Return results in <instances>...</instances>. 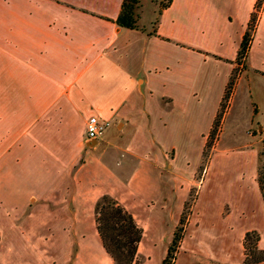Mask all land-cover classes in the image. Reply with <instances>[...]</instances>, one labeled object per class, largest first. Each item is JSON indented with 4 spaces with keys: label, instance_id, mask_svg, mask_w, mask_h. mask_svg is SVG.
Returning <instances> with one entry per match:
<instances>
[{
    "label": "crops",
    "instance_id": "0c3cea01",
    "mask_svg": "<svg viewBox=\"0 0 264 264\" xmlns=\"http://www.w3.org/2000/svg\"><path fill=\"white\" fill-rule=\"evenodd\" d=\"M123 1L0 0V264H114L104 194L143 228L135 264H163L236 68L224 127L241 88L260 108L264 3L238 64L258 0H172L156 32L155 4L120 26ZM92 115L110 122L99 139ZM254 142L213 147L175 264H232L253 229L264 249Z\"/></svg>",
    "mask_w": 264,
    "mask_h": 264
},
{
    "label": "trees",
    "instance_id": "16d2710c",
    "mask_svg": "<svg viewBox=\"0 0 264 264\" xmlns=\"http://www.w3.org/2000/svg\"><path fill=\"white\" fill-rule=\"evenodd\" d=\"M172 0H167L161 4L159 9L160 15L163 9L169 7ZM264 0H258L255 10L251 14L250 21L244 33L240 49L238 52L237 62L241 64L248 55L251 44L254 39V33L259 20V14L263 6ZM140 4V0H124L121 6V11L117 18V23L126 28H141L138 24L140 16L136 12ZM159 16L155 20L154 31L156 32ZM238 68L235 69L227 86L221 109L214 121L213 128L209 134L205 149L204 158L208 160L209 154L218 137V128L220 120L224 116V110L227 107V101L231 98L237 81ZM208 162V161H207ZM205 169V164L202 165ZM263 192L264 185L261 183ZM193 189L188 200L185 202L184 210L177 228L173 234V239L170 243L168 253L163 260V264H175L177 253L184 236L185 226L191 215V208L196 200L192 195ZM264 197V192H263ZM96 223L99 235L102 239L105 250L113 258L114 264H135L138 261V247L143 237V228L139 225L134 215L115 197L104 194L102 195L95 207ZM1 239V233H0ZM261 235L258 230L253 229L246 232L244 236V261L242 264H264V249L260 246Z\"/></svg>",
    "mask_w": 264,
    "mask_h": 264
},
{
    "label": "rangeland",
    "instance_id": "374dc122",
    "mask_svg": "<svg viewBox=\"0 0 264 264\" xmlns=\"http://www.w3.org/2000/svg\"><path fill=\"white\" fill-rule=\"evenodd\" d=\"M166 2L167 0H140V4L138 8L136 9V12L141 17L143 12L148 13L150 8L155 4L156 5L155 18L152 22L153 23L152 28H154L155 27L154 22L159 16L158 14H159V9L161 7V4H164ZM138 24L141 25L140 22H138ZM240 68L241 67L238 68V73L236 74L237 77L239 76ZM253 98L259 104L261 108V115L259 117L257 116L260 108L253 100L250 101V97L248 96L247 90H245L244 88H241L239 91L237 100H236V104L233 108V114H232L233 116L229 118V120L227 121L228 123L225 124V127L223 125L224 116L220 120V125L218 128V137L213 147H215V145L217 146L219 142L221 143L222 146L223 145L236 146L238 144L242 145V143H248V141L254 140L255 141L254 145L258 148V152H259L257 173H258V181L261 186V183L264 185V127H262L261 129L259 128L258 120H260L262 123L264 121V79H259L257 77L255 78L254 83H253ZM230 101H231V98L226 102L227 107L224 110V113H226L227 108L230 104ZM221 134H222V137H221ZM212 151H213V148L211 152ZM211 152L209 154L208 160H206L204 156L202 157V161H201V164L199 166V170L196 176L197 182L195 186L192 187L193 189L192 195L196 197V199L198 197L199 185L202 182L203 175L205 173L207 164L211 157ZM203 164H205V169L202 168ZM192 209H193V205L191 208V213H192ZM2 227H3V230L5 231V236L7 238L8 224L6 221L2 222ZM184 235H185V231H184ZM230 256L232 257V259H230L231 260L230 262H232V264L237 263V262L239 263L243 262L245 258L244 249L241 248L240 250H237L234 248ZM139 262H142V258L140 256H138L137 263Z\"/></svg>",
    "mask_w": 264,
    "mask_h": 264
},
{
    "label": "built area",
    "instance_id": "2783aa9c",
    "mask_svg": "<svg viewBox=\"0 0 264 264\" xmlns=\"http://www.w3.org/2000/svg\"><path fill=\"white\" fill-rule=\"evenodd\" d=\"M109 126L110 122L108 120L92 115L86 124V137L88 139H99L106 133Z\"/></svg>",
    "mask_w": 264,
    "mask_h": 264
}]
</instances>
